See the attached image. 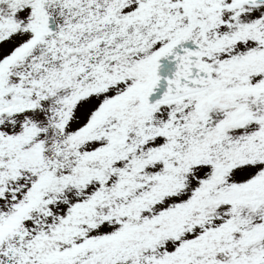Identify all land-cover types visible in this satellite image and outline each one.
Masks as SVG:
<instances>
[{
	"label": "snow or ice",
	"instance_id": "1",
	"mask_svg": "<svg viewBox=\"0 0 264 264\" xmlns=\"http://www.w3.org/2000/svg\"><path fill=\"white\" fill-rule=\"evenodd\" d=\"M0 264H264V0H0Z\"/></svg>",
	"mask_w": 264,
	"mask_h": 264
}]
</instances>
